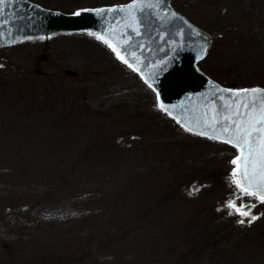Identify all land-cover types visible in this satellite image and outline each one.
<instances>
[{
    "label": "rangeland",
    "instance_id": "obj_1",
    "mask_svg": "<svg viewBox=\"0 0 264 264\" xmlns=\"http://www.w3.org/2000/svg\"><path fill=\"white\" fill-rule=\"evenodd\" d=\"M44 1L75 13L130 0ZM171 5L211 36L197 63L206 75L232 89L264 88V0ZM238 154L177 126L140 77L93 36L0 48V161H22L29 177L45 181L51 191L38 205L98 210L102 228H92L91 240L111 257L105 264H264V202L234 185ZM61 179L67 182L55 195ZM81 248L71 249L75 264L96 260Z\"/></svg>",
    "mask_w": 264,
    "mask_h": 264
},
{
    "label": "water",
    "instance_id": "obj_2",
    "mask_svg": "<svg viewBox=\"0 0 264 264\" xmlns=\"http://www.w3.org/2000/svg\"><path fill=\"white\" fill-rule=\"evenodd\" d=\"M71 33L101 37L99 40L112 45L109 47L116 49L115 57L156 94L159 109L188 132L208 138L219 136L213 139L221 141L230 136L235 141L234 124L246 125L259 118L264 109V88H227L198 67L211 36L174 10L170 0H131L75 13L47 9L30 0H0V48ZM226 127L228 133L224 132ZM252 147L255 151L251 155L244 149L249 157V180L243 181L245 184L260 180V148L255 138ZM238 150L234 160L241 156ZM253 159L257 160L255 173ZM244 171L242 158L237 178L243 179ZM231 178L236 186L233 173Z\"/></svg>",
    "mask_w": 264,
    "mask_h": 264
},
{
    "label": "trees",
    "instance_id": "obj_3",
    "mask_svg": "<svg viewBox=\"0 0 264 264\" xmlns=\"http://www.w3.org/2000/svg\"><path fill=\"white\" fill-rule=\"evenodd\" d=\"M35 1L44 7L59 9L44 0ZM181 13L190 19L188 12ZM214 79L222 85H231L218 77ZM10 162L12 164L0 161V233L15 234V239L0 237V264H75L76 249H73L75 252L71 249L81 244V253L86 252L85 257L96 259L91 264L108 263L111 257L102 255L100 246L91 240L92 228L94 232L102 228L98 210L86 205L75 206V211L62 209L59 205L52 209L38 205V198L51 190L44 189V180L29 177L26 174L28 167L23 166L22 161ZM66 182L61 179L57 183L55 195ZM57 251L60 255L55 253Z\"/></svg>",
    "mask_w": 264,
    "mask_h": 264
},
{
    "label": "snow or ice",
    "instance_id": "obj_4",
    "mask_svg": "<svg viewBox=\"0 0 264 264\" xmlns=\"http://www.w3.org/2000/svg\"><path fill=\"white\" fill-rule=\"evenodd\" d=\"M134 7V6H133ZM98 39H101V37H97ZM107 42V41H106ZM112 47V45H109ZM113 51H116L115 48H113ZM117 55L119 56V52H117ZM122 60H125L124 57H121ZM127 62V60H125ZM131 67V64H129ZM247 107V106H245ZM229 128L226 127L224 129L225 133L229 132ZM234 131L236 134L235 141L230 136L224 137L222 142L225 143H231L234 147H237L241 151V156L237 157L236 160L233 161L234 164L237 165L236 171L233 172L234 182L236 183V186L243 192L245 195H251L255 196L257 199H259L261 202H264V109H261L259 118L253 120H250L246 125L242 123H235L234 124ZM210 139H220L219 136H210ZM253 138L256 139L258 142L260 151L258 153L259 156V163H260V180L257 184H253L252 182H249L245 184L243 181L249 180V173H248V160L249 157L244 155V149L247 148L249 154L251 155L255 150L252 147V141ZM244 159L245 161V171L243 175V179H239V162L241 159ZM257 166V160H252V167L253 171L255 173V169ZM255 188V190H253ZM229 208L234 209L237 211L240 215L245 217H251V220H255L256 217L252 216L251 211H243L242 209H236L234 203L228 204ZM251 220L249 222H251ZM243 223V221H241Z\"/></svg>",
    "mask_w": 264,
    "mask_h": 264
},
{
    "label": "bare ground",
    "instance_id": "obj_5",
    "mask_svg": "<svg viewBox=\"0 0 264 264\" xmlns=\"http://www.w3.org/2000/svg\"><path fill=\"white\" fill-rule=\"evenodd\" d=\"M62 35H65V34H62Z\"/></svg>",
    "mask_w": 264,
    "mask_h": 264
}]
</instances>
